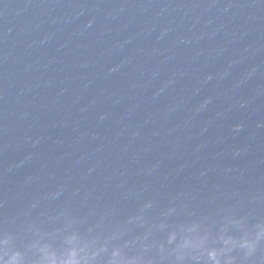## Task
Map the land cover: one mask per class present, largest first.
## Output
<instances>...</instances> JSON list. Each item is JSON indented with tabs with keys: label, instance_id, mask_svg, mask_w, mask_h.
Segmentation results:
<instances>
[{
	"label": "water",
	"instance_id": "water-1",
	"mask_svg": "<svg viewBox=\"0 0 264 264\" xmlns=\"http://www.w3.org/2000/svg\"><path fill=\"white\" fill-rule=\"evenodd\" d=\"M0 264H264V0H0Z\"/></svg>",
	"mask_w": 264,
	"mask_h": 264
}]
</instances>
